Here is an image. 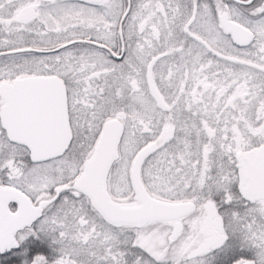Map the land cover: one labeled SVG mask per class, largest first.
Here are the masks:
<instances>
[{
    "label": "snow or ice",
    "instance_id": "6c2138e0",
    "mask_svg": "<svg viewBox=\"0 0 264 264\" xmlns=\"http://www.w3.org/2000/svg\"><path fill=\"white\" fill-rule=\"evenodd\" d=\"M0 264H264V0H0Z\"/></svg>",
    "mask_w": 264,
    "mask_h": 264
}]
</instances>
